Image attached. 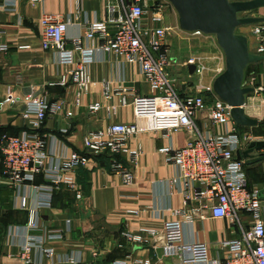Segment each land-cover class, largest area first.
<instances>
[{
  "label": "built area",
  "instance_id": "obj_1",
  "mask_svg": "<svg viewBox=\"0 0 264 264\" xmlns=\"http://www.w3.org/2000/svg\"><path fill=\"white\" fill-rule=\"evenodd\" d=\"M26 1L36 5L43 0ZM74 1L73 13L64 17L45 13L40 24L44 48L56 53L60 64L71 66L60 84L65 85L67 76L70 77L77 89L75 104L82 105L83 96L97 85L92 78L91 65L99 53L119 64H138L153 94L142 95L123 81L117 85L103 81L104 97L110 101L117 97L118 103L94 102L88 104V109L93 112L105 110L108 115H115L120 106L131 104L136 120L91 129L83 137L85 151L70 153L64 151L55 135L39 131L48 118L62 110V105L33 93L25 97L24 117L32 130L0 133V181L13 190L12 207L28 212L23 228L26 231L40 228L41 210L52 207L57 187L64 186L73 191L77 199L83 198L76 174L79 168L87 166L90 155H107L112 172L129 185L135 180L134 168L143 154L141 143L131 146L132 137L139 133L159 132L168 138L172 133L185 131L189 138L184 146L167 145L160 149L167 163L177 170L172 182L181 184L182 205L173 209L175 218L165 222L162 233L154 227H139L136 231L125 230L121 236L127 242L151 246L162 234L164 255L190 253L189 257H183L184 263L264 264V201L259 197L260 189L248 187L245 161L237 159V151L253 140L252 135L236 125L231 107L216 94L211 103H207L203 93L183 94L178 89L169 72L171 58L167 40L172 28L165 24L168 0H103L107 16L102 20L85 19L82 33L70 36L69 25L82 14L81 0ZM251 26L252 33L258 38V46L252 52L264 55V21ZM7 50L6 44H0V57ZM254 87L264 102V85ZM18 100L9 93L0 100V110ZM67 114L72 115V112ZM199 118L205 119V123L201 125ZM211 124L223 130L214 132ZM124 155L127 160L123 159ZM38 176L46 183H38ZM203 208L209 209L212 217L228 218L241 229L239 237L223 243L227 254L222 259L209 257L207 243H190L183 239V221L203 218ZM141 210L128 209L127 213L138 215ZM244 215L251 221L246 222ZM7 231L14 237L13 225ZM63 237L61 230L29 235L17 243L20 264H42L45 257L50 264H82V259L73 254L60 256L50 244ZM33 250L38 252L39 258L33 259ZM130 263L152 264V261L127 255L115 259L112 264Z\"/></svg>",
  "mask_w": 264,
  "mask_h": 264
},
{
  "label": "crops",
  "instance_id": "obj_2",
  "mask_svg": "<svg viewBox=\"0 0 264 264\" xmlns=\"http://www.w3.org/2000/svg\"><path fill=\"white\" fill-rule=\"evenodd\" d=\"M80 6V18L69 25L70 36L82 33L85 19L102 20L107 16L106 3L103 0H81ZM75 7L74 0H43L36 5L26 0H0V44L8 46V50L0 57V100L5 99L9 93L19 98L15 104L0 110V131L16 134L23 130H32L28 119L24 117V99L29 93H33L62 105V110L53 118H48L39 131L42 134L55 135L60 140L59 145L69 153L85 151L83 137L91 129L115 122L131 123L136 120L131 104L120 106L115 115H108L105 110L93 112L88 109V104L94 102L103 105L118 103L117 97L112 101L104 97L103 81H110L112 85L123 81L126 85L135 87L142 95L153 94L138 64H119L115 59L99 53L91 65L92 78L97 85L83 96L82 105L75 104L77 89L70 77L67 76L65 85L60 84L63 75L67 74L71 66L60 64L56 53L44 48L40 24L41 16L45 13L64 17L73 13ZM246 16L264 17V6L254 9V13ZM165 24L172 30L179 25V18L174 11L167 9ZM242 27L241 34L248 37L249 48L253 44L255 51L258 38L252 33V26ZM167 42L171 55L170 36ZM251 64L260 71L256 86L264 85V60ZM222 66L219 62L218 69ZM210 74L216 73L204 71L201 75L202 81H207ZM255 75L256 71L251 72L248 86H255L251 81ZM182 89L186 92L190 86L183 83ZM185 92L182 93L186 94ZM203 95L207 103H211L214 93L212 97ZM69 111L72 115L67 114ZM245 112L258 119L259 123L241 129L250 132L253 140H264V102L258 92L247 95ZM198 122L202 125L205 119L199 118ZM210 128L214 132L223 130L222 127L212 124ZM188 138L185 131L172 133L168 138L159 132L139 133L132 137L131 146L141 143L143 154L134 168L135 180L129 185L124 184L112 172L107 155H90L87 166L79 168L76 174L83 198L77 199L75 193L64 186L57 187L54 190L52 207L41 210L40 228L37 230L26 231L23 228L28 212L12 207V188L8 186L0 189V203L3 202L8 207L6 211H0V264H20L17 243L31 234L41 235L49 230L64 232L62 239L50 243L56 252L62 257L73 254L82 259V264H112L115 259L127 255L132 258H150L152 264H210L202 261L184 263L183 257H189L190 253L165 256L162 234L151 246H139L127 242L121 236L123 231H136L139 227H154L162 233L165 222L175 218L173 209L182 205L181 184L172 182L177 170L167 163L160 149L167 145L182 147ZM255 153L264 154V147ZM123 159L127 160L126 155ZM244 168L248 187L263 189L264 160L254 164H247L245 161ZM37 182L46 183L42 176L37 177ZM262 200L264 201V197ZM128 209L142 210L138 215H130L127 213ZM201 212L203 218H196L192 222L183 221V239L190 243H207L209 257L222 259L227 254L223 243L239 237L241 229L228 218L212 217L209 209L203 208ZM243 217L246 222L251 221L248 215ZM10 225L14 226V237L7 231ZM120 243L123 247H119ZM32 257L39 258L36 250L32 251ZM42 264H50L49 259L45 257Z\"/></svg>",
  "mask_w": 264,
  "mask_h": 264
},
{
  "label": "water",
  "instance_id": "obj_3",
  "mask_svg": "<svg viewBox=\"0 0 264 264\" xmlns=\"http://www.w3.org/2000/svg\"><path fill=\"white\" fill-rule=\"evenodd\" d=\"M179 16L180 28L184 31H200L215 34L225 54V70L213 82L214 93L231 107V116L238 127L256 126L258 119L245 112L246 97L255 92L254 86L244 82L245 70L251 63L264 60V55L249 48L248 37L237 32L241 25L264 21L263 16H239L240 12L264 6V0H168ZM189 73L196 71L195 64L188 65ZM264 147V140H253L245 149L237 151V159L247 164L264 160V154L255 151ZM8 184L0 181V189ZM264 197V188L259 191ZM1 211V203H0Z\"/></svg>",
  "mask_w": 264,
  "mask_h": 264
},
{
  "label": "rangeland",
  "instance_id": "obj_4",
  "mask_svg": "<svg viewBox=\"0 0 264 264\" xmlns=\"http://www.w3.org/2000/svg\"><path fill=\"white\" fill-rule=\"evenodd\" d=\"M166 5V13L167 9H169L174 11L176 16H178L177 11L169 1L166 3ZM252 13H254V10L240 12L239 16H246ZM237 32H243L242 25L237 27ZM169 36L171 44V64L169 67V72L172 79L176 82L178 89L181 92H185L182 91V84L186 83L190 86V89L186 90V94L203 93L206 94L207 97H212L214 93L213 82L215 78L225 70L226 67L225 54L223 49L218 44L216 35L204 33L194 34L192 32L181 30L180 25H177L175 29L170 31ZM250 48L251 51H254L255 49L253 44L250 45ZM219 62H221L223 66L222 68L218 69ZM189 64H195L198 66L196 73H194L196 75L189 73ZM253 67L254 66L250 64L245 70L244 82L246 85L249 84V77L253 71H256L257 75H255V79L251 81L255 85L257 84L259 76L258 74L260 71L259 68ZM217 69L219 73L218 75ZM207 70L211 71V73L215 71L216 74H210L207 81H202L201 75H203L204 71ZM209 91L210 93H208Z\"/></svg>",
  "mask_w": 264,
  "mask_h": 264
},
{
  "label": "trees",
  "instance_id": "obj_5",
  "mask_svg": "<svg viewBox=\"0 0 264 264\" xmlns=\"http://www.w3.org/2000/svg\"><path fill=\"white\" fill-rule=\"evenodd\" d=\"M245 79V78H244ZM2 132H4V131H0V133H2ZM18 133V132H17ZM0 157H1V155H0ZM1 169H2V163H1V167H0V172H1ZM0 177H1V175H0ZM2 209H5V211L8 209V207H5V204L3 203V202H1V210Z\"/></svg>",
  "mask_w": 264,
  "mask_h": 264
}]
</instances>
